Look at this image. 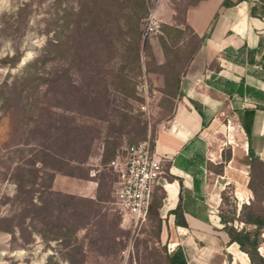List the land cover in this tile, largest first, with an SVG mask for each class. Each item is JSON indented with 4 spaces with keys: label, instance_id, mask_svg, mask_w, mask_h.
I'll return each mask as SVG.
<instances>
[{
    "label": "rangeland",
    "instance_id": "1",
    "mask_svg": "<svg viewBox=\"0 0 264 264\" xmlns=\"http://www.w3.org/2000/svg\"><path fill=\"white\" fill-rule=\"evenodd\" d=\"M196 1L0 0V57L21 54L14 66L0 63V215L29 206L27 190L34 189L33 201L46 205L34 224L62 226L60 238L48 241L29 217L26 239L18 228L15 241L0 230V264H45L50 254L71 264L61 256L71 244L82 247L72 254L81 264H165L155 221L146 216L132 228L114 208L108 164L94 174V198L60 190L54 179L63 176L68 185L88 177L87 161L100 152L105 162L121 145L142 138L153 145L180 97L175 79L198 44L182 22ZM149 17L159 21V32L144 33ZM143 76L145 97L137 89ZM215 117L232 129L228 107ZM50 181L57 194L49 205L36 189ZM156 187L158 196L163 188Z\"/></svg>",
    "mask_w": 264,
    "mask_h": 264
},
{
    "label": "crops",
    "instance_id": "2",
    "mask_svg": "<svg viewBox=\"0 0 264 264\" xmlns=\"http://www.w3.org/2000/svg\"><path fill=\"white\" fill-rule=\"evenodd\" d=\"M183 19L200 41L178 74L180 97L173 112L153 139L152 147L164 156L166 169L161 185L159 241L167 252L179 246L185 264H254L235 241L229 240L218 208L224 188L234 198L236 214L240 204L252 198L247 185V137L236 110L255 109L250 138L254 152L264 161V108L255 107L264 105V1L197 0L184 9ZM239 80L242 93L235 89ZM227 107L235 117L229 131L215 117L217 110ZM222 153H228L224 160ZM101 159L102 152L87 161L88 177H73L67 185L66 178L60 176L54 185L96 197L94 174L109 160ZM220 161L219 172L208 166ZM179 196L185 225L176 224L169 212ZM261 204L264 207V195ZM232 224L251 227L237 219ZM256 250L264 258V224Z\"/></svg>",
    "mask_w": 264,
    "mask_h": 264
},
{
    "label": "trees",
    "instance_id": "3",
    "mask_svg": "<svg viewBox=\"0 0 264 264\" xmlns=\"http://www.w3.org/2000/svg\"><path fill=\"white\" fill-rule=\"evenodd\" d=\"M264 1V0H262ZM182 22L184 23V19L182 16ZM176 26H173L175 28ZM176 31L180 32L179 28H175ZM193 36L197 39V43L200 41V37L196 34L192 33ZM21 54L19 51H16L12 54H5L4 56L0 57V63L7 64L9 66H14L20 60ZM39 57L36 58L38 60ZM6 84V82H5ZM175 84L178 86V77L175 79ZM236 91L239 93L243 92L242 80H239L236 87ZM249 87L246 86L245 90L247 91ZM264 108L263 106H255ZM200 116H203V112L199 109L197 110ZM239 118V122L241 127L247 137V154L249 156V179L247 182L248 187L252 192V198L247 203H241L238 209V213L236 214V207L234 198L232 195L226 194L227 189H222L220 192V204L218 208V215L219 219L222 222V227L228 234L230 241H235L238 244V247L245 251L250 262L254 264H264V258L258 254L256 248L259 241V234L261 227L264 224V207L261 204V199L264 195V161L258 157V155L254 152V148L251 142V126L253 122V117L255 114V109L250 107H244L242 109L236 110ZM203 123V117H202ZM152 145V142H151ZM228 157V153H222V160ZM208 166L213 169L214 172L221 171L222 168V161L218 163H208ZM49 178L52 181L53 172L48 173ZM51 181L47 184H43L41 188L36 189V191L40 190L41 199L42 194H46L48 196L49 205L53 203L56 199L53 194H57L55 190L51 188ZM156 187V186H155ZM158 187V186H157ZM156 187V188H157ZM155 189V188H154ZM150 197V201L147 208V217H150L155 221L156 231L155 237H158L159 228H160V216H159V207L161 205V199L163 197V192L156 196L155 190ZM34 189L27 190L30 195L28 196V201L30 205L24 204L18 211L11 215H0V230L9 232L11 234V239L16 240L15 230L16 228L19 229L20 236L24 239L27 237L25 236V231L27 227V223L25 222V218H30V223L33 227V230L37 232L41 237L46 241L50 239H59L62 226L55 227L53 223L46 229H41L34 224V221H42L43 216L41 215V210H43L45 206L40 205V203L33 201L32 193ZM229 196V197H228ZM230 201V207L226 212L222 210V205L226 204L227 200ZM51 210V209H50ZM169 212L174 214V222L176 224L185 225V221L182 216V211L180 207V196L178 199L177 204L175 207L169 210ZM53 212H50L47 216H52ZM42 217V218H41ZM233 219L241 220L243 223L250 224V228H236L233 226L232 221ZM29 223V224H30ZM47 223V222H46ZM72 235V233H70ZM69 241V240H68ZM67 243L69 244L70 242ZM81 254L82 247L77 244H71V248L66 252H63L61 256L68 260L71 264H81V260L76 259L72 254ZM162 257L165 264H185V259L182 253L181 248L178 246L173 249L171 252H167L166 249L162 250ZM59 261L54 254H50L47 256V260L45 264H58Z\"/></svg>",
    "mask_w": 264,
    "mask_h": 264
},
{
    "label": "built area",
    "instance_id": "4",
    "mask_svg": "<svg viewBox=\"0 0 264 264\" xmlns=\"http://www.w3.org/2000/svg\"><path fill=\"white\" fill-rule=\"evenodd\" d=\"M160 23L152 17L147 18L143 31L148 34L159 32ZM137 89L146 96L147 81L143 76ZM141 108L145 104H141ZM162 154L157 153L148 138H142L115 149L108 166L114 173L111 194L114 208L134 228L147 216L151 194L156 185L164 183Z\"/></svg>",
    "mask_w": 264,
    "mask_h": 264
},
{
    "label": "water",
    "instance_id": "5",
    "mask_svg": "<svg viewBox=\"0 0 264 264\" xmlns=\"http://www.w3.org/2000/svg\"><path fill=\"white\" fill-rule=\"evenodd\" d=\"M3 253H4L3 251L0 252V258L3 257V255H4Z\"/></svg>",
    "mask_w": 264,
    "mask_h": 264
}]
</instances>
